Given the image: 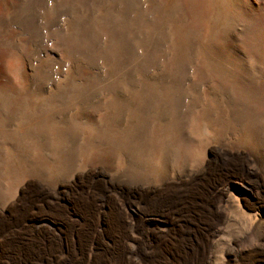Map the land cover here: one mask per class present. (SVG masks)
<instances>
[{
  "label": "rangeland",
  "instance_id": "rangeland-1",
  "mask_svg": "<svg viewBox=\"0 0 264 264\" xmlns=\"http://www.w3.org/2000/svg\"><path fill=\"white\" fill-rule=\"evenodd\" d=\"M185 191L192 264H264V0H0V264H175Z\"/></svg>",
  "mask_w": 264,
  "mask_h": 264
},
{
  "label": "bare ground",
  "instance_id": "bare-ground-1",
  "mask_svg": "<svg viewBox=\"0 0 264 264\" xmlns=\"http://www.w3.org/2000/svg\"><path fill=\"white\" fill-rule=\"evenodd\" d=\"M187 194H188L187 191L177 192V193L173 192L167 198L168 202H167L166 206L168 208H170V213H176L177 211H179V217H176L175 220L174 219L171 220L173 222L177 221V224H178L177 233L173 234V235L166 234V244L161 243V241H157L159 239V237L157 236L158 237L156 240L157 242H156V244H154L155 247H161V246L167 247L168 248V256L170 259H172V257H173L172 262H174L175 264H192L191 261L194 258V257H190V259H189L186 257V251H185L186 248L187 247L194 248V246L187 243L186 237L184 238V236H183L184 235V227L181 226V223L179 224L180 221L182 222L185 218L190 217V215L187 212L190 211V207H191L190 202L191 201L188 199ZM97 216L100 218V216H101L100 211H98ZM167 229L170 230L171 227L167 228ZM187 237H189V236H187ZM158 242H160V243H158ZM116 253H117V250H116L115 246L113 247V249L112 248H110V249L106 248V249H103L98 256L95 255L94 259L92 261L94 263L97 262L96 264H115L116 255H117ZM86 254H87L86 258L90 259L92 256L91 249ZM181 254H184V255L181 256ZM69 255H70V258H72L73 254L71 253ZM173 255H175V257ZM196 261L197 262L194 264H198V260H196Z\"/></svg>",
  "mask_w": 264,
  "mask_h": 264
}]
</instances>
